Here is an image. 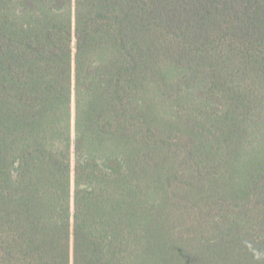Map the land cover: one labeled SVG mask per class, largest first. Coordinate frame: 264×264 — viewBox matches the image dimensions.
<instances>
[{"label":"trees","instance_id":"16d2710c","mask_svg":"<svg viewBox=\"0 0 264 264\" xmlns=\"http://www.w3.org/2000/svg\"><path fill=\"white\" fill-rule=\"evenodd\" d=\"M0 264H264V0H0Z\"/></svg>","mask_w":264,"mask_h":264}]
</instances>
